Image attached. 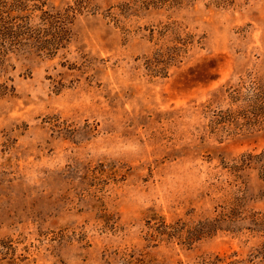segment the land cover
Returning a JSON list of instances; mask_svg holds the SVG:
<instances>
[{"label": "rangeland", "instance_id": "rangeland-1", "mask_svg": "<svg viewBox=\"0 0 264 264\" xmlns=\"http://www.w3.org/2000/svg\"><path fill=\"white\" fill-rule=\"evenodd\" d=\"M44 1L65 47L0 55V264H264V107L226 93L264 82V0Z\"/></svg>", "mask_w": 264, "mask_h": 264}, {"label": "trees", "instance_id": "trees-1", "mask_svg": "<svg viewBox=\"0 0 264 264\" xmlns=\"http://www.w3.org/2000/svg\"><path fill=\"white\" fill-rule=\"evenodd\" d=\"M44 6V0H0V55L15 49L37 51L38 55H54L61 47H65L69 41L68 29L64 26L68 14L61 11L51 12ZM36 10L41 11L40 17L45 21L46 26L32 24L31 20ZM175 55V52L171 50L160 49L156 51L152 59H147L146 63L150 68L152 66V71H157L158 67L164 69L166 66L158 65L168 63ZM2 86L6 87V85ZM226 93L232 100L239 98L245 100L248 107L244 110L251 112L250 108H253L254 115H259L263 111L264 82L259 78L249 76L237 85L229 86ZM214 114L217 120L223 117L220 111ZM232 114L233 112L229 111L228 115ZM151 220L160 234H166L169 238H178L180 241L191 242L198 235L209 234L213 231L207 228V222L199 223V226L188 227L185 221L179 219L168 223L157 214L151 216ZM184 230L187 232L186 235H184ZM120 258L123 264H147L145 259L138 256L135 251H124Z\"/></svg>", "mask_w": 264, "mask_h": 264}]
</instances>
